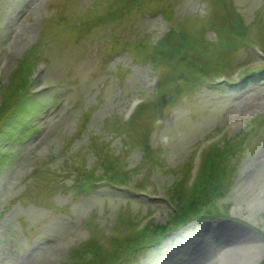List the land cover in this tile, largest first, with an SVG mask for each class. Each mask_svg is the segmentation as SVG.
<instances>
[{
	"label": "rangeland",
	"instance_id": "1",
	"mask_svg": "<svg viewBox=\"0 0 264 264\" xmlns=\"http://www.w3.org/2000/svg\"><path fill=\"white\" fill-rule=\"evenodd\" d=\"M128 1L0 0V87L28 59L35 64L32 88L37 92L23 101L34 115L23 114V124L16 121L0 135V264H63L73 247L93 236L107 247L106 230H117L116 237L129 231L120 221L124 212L136 225L141 220L165 225L173 214L168 190L179 176L188 181L197 146L226 125H231L228 138H236L264 116V81L244 89L227 85L239 84L245 70L264 67L257 44L240 53L235 70L226 74V85L220 84L225 87L206 83L162 124L150 125L152 148L165 155L162 165L149 166L139 146L127 148L124 135L112 127L117 122L123 129L119 118L128 119L131 102L151 99L159 72L137 58L138 45L145 40L157 44L187 18L200 26L213 11L209 0ZM233 1L257 32L264 0ZM132 3L137 7L129 10ZM161 9L172 11L175 21L167 20ZM116 12L122 14L119 19L111 18ZM206 38L217 41L213 31ZM90 136L114 156L124 154L122 163L132 172L127 189L102 185L75 196V167L83 163L91 170L97 165ZM244 156L237 179L219 202L222 209L229 208L228 217L174 231L142 264L260 263L264 129L248 140ZM156 184L165 198L155 191Z\"/></svg>",
	"mask_w": 264,
	"mask_h": 264
},
{
	"label": "trees",
	"instance_id": "2",
	"mask_svg": "<svg viewBox=\"0 0 264 264\" xmlns=\"http://www.w3.org/2000/svg\"><path fill=\"white\" fill-rule=\"evenodd\" d=\"M210 1L213 11L201 24V29L192 23L188 24V20L180 21L177 23L178 28L171 30L152 48L150 59L154 65L165 66L159 91L154 99L141 106L124 126L125 144L141 147L154 164L163 163V154L159 149H152L153 132L150 125L160 124L179 103L188 101L194 93L201 91L206 82H213L221 75L234 70L243 49L253 43H259L264 50L263 19H258L257 32H254L240 15L233 0ZM168 16L172 19L173 12ZM189 21L192 22L191 19ZM209 31L216 33V42L206 39ZM27 60L20 63L13 76V79L21 78L22 82L16 83L12 79L7 85L12 95L6 96L0 105V135L5 134V127L16 121L21 123L23 114L34 115V111L23 102L35 96L30 93L32 66ZM256 75V80L264 79V68L247 72L244 80L242 79L243 83H247L250 77ZM90 147L96 154L100 167L104 169L103 178L118 183L128 179V171H125L121 164V155L114 156L94 137L90 138ZM238 148L239 144L229 142L223 149L218 145L209 148L196 183L188 195L183 182L175 183V197L183 199L184 202L171 222L173 226L181 227L191 221H202L211 217L218 199L229 192L236 176L237 165L232 162V157L236 156ZM79 170L77 172L81 191L99 180L93 172L83 173ZM170 229V225L146 226L138 232L135 240H130L129 237L112 239L114 250H107L92 240L81 248L70 251L66 263L63 264H139L149 253V250H145L146 246L157 243ZM260 264H264V257Z\"/></svg>",
	"mask_w": 264,
	"mask_h": 264
},
{
	"label": "bare ground",
	"instance_id": "3",
	"mask_svg": "<svg viewBox=\"0 0 264 264\" xmlns=\"http://www.w3.org/2000/svg\"><path fill=\"white\" fill-rule=\"evenodd\" d=\"M212 234V233H211Z\"/></svg>",
	"mask_w": 264,
	"mask_h": 264
}]
</instances>
